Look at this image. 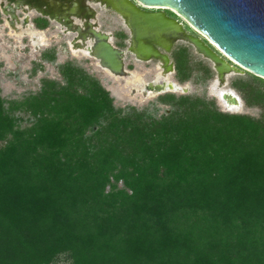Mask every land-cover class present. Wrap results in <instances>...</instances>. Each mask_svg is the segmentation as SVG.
Here are the masks:
<instances>
[{
    "label": "trees",
    "instance_id": "obj_1",
    "mask_svg": "<svg viewBox=\"0 0 264 264\" xmlns=\"http://www.w3.org/2000/svg\"><path fill=\"white\" fill-rule=\"evenodd\" d=\"M171 55L180 83L215 75L188 45ZM59 70L23 100L0 89V264H264V78L231 80L259 116L166 93L158 117Z\"/></svg>",
    "mask_w": 264,
    "mask_h": 264
},
{
    "label": "rangeland",
    "instance_id": "obj_2",
    "mask_svg": "<svg viewBox=\"0 0 264 264\" xmlns=\"http://www.w3.org/2000/svg\"><path fill=\"white\" fill-rule=\"evenodd\" d=\"M6 3V0H0V89L2 96L8 102L23 100L25 97L37 93L47 82L64 83L59 68L62 64L73 61L97 78L110 91L118 107L131 106L140 110L148 109L154 115L160 117L169 110V106L160 103L158 101L159 96L166 93H175L177 95H200L208 99H214L221 110L230 113H243L253 116H259L260 114L259 108L247 107L245 102L240 111L227 110L212 90L213 86L221 81L214 70L213 62L200 54L193 45L181 40L175 42V46L188 45L196 59L208 63L215 71V75L206 83H195L193 80L180 83L175 77L176 70L171 71L168 78L182 85L185 90L162 93L153 91V88L149 87V83L161 76L163 69L160 66V59L153 58L148 61L138 59L129 50V43L124 42L123 45H120L117 42L114 33L120 29L128 33V25L120 13L107 5L91 2L94 15L90 21L99 30L110 33L112 43L125 50L126 74L113 73L110 69L101 65L96 56L88 55L81 49L74 51L71 42L74 40L75 31H71L59 21H51L48 27L42 31L32 28L31 17L37 15V12L25 5L19 7L17 10L19 20L12 24L9 14L3 12ZM26 16L30 18L29 21H26ZM76 20L80 23L83 22L82 19ZM180 20L185 27L187 22L193 29L186 30L188 33L203 39L208 38L184 17L181 16ZM50 53L55 54L56 58L54 60L47 58L46 55ZM170 56L172 58L171 53ZM172 60L174 59L172 58ZM248 73L252 72L245 68H242L238 73H226V86L232 87L231 80L234 77L247 76ZM238 94L240 93L238 92ZM17 113L23 117V127L30 125L29 119L32 116L29 113L23 111ZM3 144L4 142L0 141V146ZM120 186H123V184L120 183ZM70 261L67 254H61L53 264H70Z\"/></svg>",
    "mask_w": 264,
    "mask_h": 264
},
{
    "label": "water",
    "instance_id": "obj_3",
    "mask_svg": "<svg viewBox=\"0 0 264 264\" xmlns=\"http://www.w3.org/2000/svg\"><path fill=\"white\" fill-rule=\"evenodd\" d=\"M101 1L125 18L132 30L129 50L133 45L139 59L158 58L175 71L170 53L175 42L181 40L213 62L220 80L226 81V73H238L242 68L264 78V0H136L145 6L176 10L206 39L188 33L183 22L165 11H148L135 0ZM90 26L97 38L91 47L92 54L113 73L126 74L125 50L112 43L109 33L95 29L91 23ZM149 87L162 93L161 86L153 82Z\"/></svg>",
    "mask_w": 264,
    "mask_h": 264
},
{
    "label": "flooded vegetation",
    "instance_id": "obj_4",
    "mask_svg": "<svg viewBox=\"0 0 264 264\" xmlns=\"http://www.w3.org/2000/svg\"><path fill=\"white\" fill-rule=\"evenodd\" d=\"M7 3L4 5V13H8L11 17L10 22L14 24L19 18L17 17V10L21 5H25L37 12V15L31 17L32 18V28L35 30H44L48 27L51 21H59L67 26L69 29L73 28L74 25L80 24L84 26L83 34L86 36V41L90 39L92 45L97 41L96 37H93L92 32L90 30V23L93 27L99 30L90 19L94 15L93 7L91 2H96L100 4L98 0H6ZM136 1V0H135ZM138 3V1H136ZM143 9L148 11H165L167 15L170 17H174L180 20L181 16L177 13L176 10L171 8H161V7H149L145 6L142 3H138ZM183 17V16H182ZM26 21H29V17H25ZM76 19H82V23L77 21ZM181 21V20H180ZM185 27V26H184ZM191 27L186 22V30H189ZM128 33H126L123 29H120L114 33V37L117 39V42L120 45H123L124 42L129 43L131 45L132 41V30L128 27ZM191 30H193L191 28ZM102 31V30H99ZM105 32V31H104ZM108 33V32H107ZM79 33L75 31L74 38ZM110 34V33H109ZM111 35V34H110ZM112 40V37H111ZM158 47V46H157ZM161 51H164L162 47H158ZM135 56L136 54L133 53ZM137 58V56H136ZM158 59V58H155ZM175 62V61H174Z\"/></svg>",
    "mask_w": 264,
    "mask_h": 264
},
{
    "label": "bare ground",
    "instance_id": "obj_5",
    "mask_svg": "<svg viewBox=\"0 0 264 264\" xmlns=\"http://www.w3.org/2000/svg\"><path fill=\"white\" fill-rule=\"evenodd\" d=\"M98 1L102 2L101 0H98ZM83 28H84L83 25L76 24L74 25L73 28L70 29L71 31H77L79 33L74 38V40L71 42L72 49L74 51L81 49L86 54L93 55L91 51L92 42L87 43L86 36L85 34H83V30H84ZM130 51L135 53L133 49V45ZM167 64H168L167 62L160 60V66L163 69V71L161 73V76H159V78L153 81V83L155 85L161 86L162 92L163 91H183L185 90V88L182 85L168 78V74L171 73V70L168 68ZM212 90L214 94L219 97L220 101L226 107L227 110H230V111L242 110L243 102L240 96L233 88H229L226 86V81L221 80L219 83L213 86ZM153 91L158 92L155 89H153Z\"/></svg>",
    "mask_w": 264,
    "mask_h": 264
}]
</instances>
